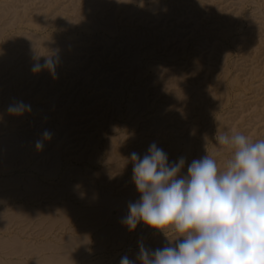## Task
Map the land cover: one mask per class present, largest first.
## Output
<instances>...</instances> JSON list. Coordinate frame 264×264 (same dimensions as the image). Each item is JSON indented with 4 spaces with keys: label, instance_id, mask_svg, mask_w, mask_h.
<instances>
[{
    "label": "rangeland",
    "instance_id": "obj_1",
    "mask_svg": "<svg viewBox=\"0 0 264 264\" xmlns=\"http://www.w3.org/2000/svg\"><path fill=\"white\" fill-rule=\"evenodd\" d=\"M222 134L264 139V0H0V264H140L131 153L224 171Z\"/></svg>",
    "mask_w": 264,
    "mask_h": 264
},
{
    "label": "clouds",
    "instance_id": "obj_2",
    "mask_svg": "<svg viewBox=\"0 0 264 264\" xmlns=\"http://www.w3.org/2000/svg\"><path fill=\"white\" fill-rule=\"evenodd\" d=\"M51 63L45 60L44 66ZM40 69L38 63L33 66L34 72ZM8 111L23 114L31 106L21 101ZM43 135L50 139L47 131ZM216 140L231 150L224 171L205 155L192 160L186 176L180 175L185 158L170 163L155 143L142 158L131 153L140 199L129 202L122 223L131 231L143 222L173 237L155 250L140 243V264H264V139L222 134ZM36 147L42 149V143ZM120 264L136 262L124 256Z\"/></svg>",
    "mask_w": 264,
    "mask_h": 264
}]
</instances>
